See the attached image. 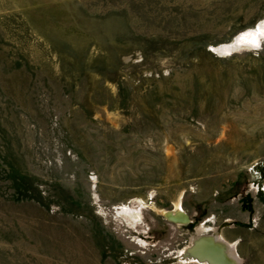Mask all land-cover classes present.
Instances as JSON below:
<instances>
[{
    "label": "rangeland",
    "instance_id": "rangeland-1",
    "mask_svg": "<svg viewBox=\"0 0 264 264\" xmlns=\"http://www.w3.org/2000/svg\"><path fill=\"white\" fill-rule=\"evenodd\" d=\"M263 25L264 0H0V264H204L215 234L264 264Z\"/></svg>",
    "mask_w": 264,
    "mask_h": 264
},
{
    "label": "bare ground",
    "instance_id": "bare-ground-1",
    "mask_svg": "<svg viewBox=\"0 0 264 264\" xmlns=\"http://www.w3.org/2000/svg\"><path fill=\"white\" fill-rule=\"evenodd\" d=\"M260 29L264 30V25L260 26ZM238 37H240V35H238ZM258 37L257 35L254 37H245L243 41L236 38L234 44H224L217 49L220 53L226 54L244 45L254 46L258 43ZM246 41L255 42L249 43ZM164 213L170 221L177 224H183L188 220V216L183 213L179 203L174 210L165 211ZM128 216L132 218V223L141 220V213L138 211L130 212ZM188 255L204 264H241L240 259L236 256L234 244L227 242L220 234H215L213 236L199 235L194 238L192 245L189 247Z\"/></svg>",
    "mask_w": 264,
    "mask_h": 264
},
{
    "label": "snow or ice",
    "instance_id": "snow-or-ice-1",
    "mask_svg": "<svg viewBox=\"0 0 264 264\" xmlns=\"http://www.w3.org/2000/svg\"><path fill=\"white\" fill-rule=\"evenodd\" d=\"M256 35L255 32H248V33H242L240 37H238L239 40H245V37H254ZM249 43H254L255 41H246Z\"/></svg>",
    "mask_w": 264,
    "mask_h": 264
}]
</instances>
